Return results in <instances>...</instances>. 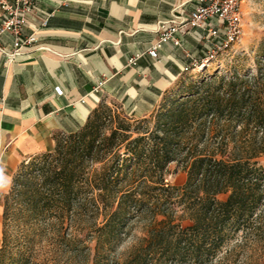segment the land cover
I'll list each match as a JSON object with an SVG mask.
<instances>
[{"label":"trees","instance_id":"1","mask_svg":"<svg viewBox=\"0 0 264 264\" xmlns=\"http://www.w3.org/2000/svg\"><path fill=\"white\" fill-rule=\"evenodd\" d=\"M255 62V73L180 79L148 118L102 101L82 129L24 161L4 201L0 264L22 217L61 229L84 220L87 234L67 242L93 252L89 264H110L137 221L148 235L126 264H253L264 253V44ZM172 164L187 174L182 188L166 182Z\"/></svg>","mask_w":264,"mask_h":264},{"label":"crops","instance_id":"2","mask_svg":"<svg viewBox=\"0 0 264 264\" xmlns=\"http://www.w3.org/2000/svg\"><path fill=\"white\" fill-rule=\"evenodd\" d=\"M183 4L193 9L190 0H37L48 26L30 22L25 35L37 41L16 62L0 56V248L5 197L24 161L52 152L56 136L82 129L102 101L119 103L135 119L150 116L204 59L206 44L192 31L178 35L182 47L165 45L160 60L148 54L160 24ZM0 45L12 50L13 37Z\"/></svg>","mask_w":264,"mask_h":264},{"label":"rangeland","instance_id":"3","mask_svg":"<svg viewBox=\"0 0 264 264\" xmlns=\"http://www.w3.org/2000/svg\"><path fill=\"white\" fill-rule=\"evenodd\" d=\"M262 44H264V0H243V37L241 42L232 50L219 54L216 59L208 63L199 62L196 68L185 73L180 79L190 83L217 73L220 76L229 75L234 66H238L242 71L255 73V60L260 53ZM203 66H206L204 70L198 69ZM176 83L171 90L178 89ZM106 103L113 109L116 107L120 109L119 103L113 101H106ZM186 181V172L177 164L170 165L166 182L170 186L182 188ZM226 198L227 195L218 197L220 201H224ZM72 221L68 220L61 229L53 218L38 221H28L27 217L17 219L11 227L16 244L13 247V254L5 264H89L88 262L93 258V252L85 249L83 245L72 247L67 242V238L74 235H80L81 238L86 235L87 224L78 218H74ZM188 224V222H184V226ZM27 235H29L28 239ZM147 235L145 223L137 221L132 224L127 235L123 237V241L111 253L110 264H126L136 248L147 238ZM86 246L93 247L94 244L88 243ZM253 264H264V253H257L253 257Z\"/></svg>","mask_w":264,"mask_h":264},{"label":"built area","instance_id":"4","mask_svg":"<svg viewBox=\"0 0 264 264\" xmlns=\"http://www.w3.org/2000/svg\"><path fill=\"white\" fill-rule=\"evenodd\" d=\"M190 2L193 4L190 12L185 11V4L177 6L172 19L160 24L157 30L158 38L148 51L152 59L160 60V51L169 43L175 47H182L183 43L178 35H186L191 31L206 44L207 51L202 63L216 59L219 54L227 53L241 42L243 0H190ZM33 20L39 22L41 28H46L50 21V16L43 18L38 16L37 0H0V44L7 35L14 39L12 50L0 45V56L5 58V64L16 62L22 50L37 41L34 35H25V29ZM134 62L132 60V63Z\"/></svg>","mask_w":264,"mask_h":264},{"label":"bare ground","instance_id":"5","mask_svg":"<svg viewBox=\"0 0 264 264\" xmlns=\"http://www.w3.org/2000/svg\"><path fill=\"white\" fill-rule=\"evenodd\" d=\"M205 67H206V66L199 67L198 69H199V70H204Z\"/></svg>","mask_w":264,"mask_h":264},{"label":"snow or ice","instance_id":"6","mask_svg":"<svg viewBox=\"0 0 264 264\" xmlns=\"http://www.w3.org/2000/svg\"><path fill=\"white\" fill-rule=\"evenodd\" d=\"M0 182H3V178L2 177H0Z\"/></svg>","mask_w":264,"mask_h":264}]
</instances>
